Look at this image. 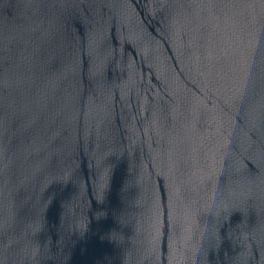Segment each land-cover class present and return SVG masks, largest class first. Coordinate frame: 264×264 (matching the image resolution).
Returning <instances> with one entry per match:
<instances>
[{"label": "water", "instance_id": "water-1", "mask_svg": "<svg viewBox=\"0 0 264 264\" xmlns=\"http://www.w3.org/2000/svg\"><path fill=\"white\" fill-rule=\"evenodd\" d=\"M0 264H264V0H0Z\"/></svg>", "mask_w": 264, "mask_h": 264}]
</instances>
